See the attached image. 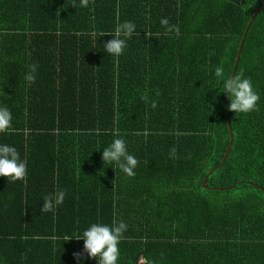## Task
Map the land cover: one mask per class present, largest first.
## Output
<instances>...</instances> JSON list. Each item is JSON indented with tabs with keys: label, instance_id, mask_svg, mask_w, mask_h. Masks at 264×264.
Listing matches in <instances>:
<instances>
[{
	"label": "trees",
	"instance_id": "1",
	"mask_svg": "<svg viewBox=\"0 0 264 264\" xmlns=\"http://www.w3.org/2000/svg\"><path fill=\"white\" fill-rule=\"evenodd\" d=\"M263 4L0 0V107L12 114L0 144L27 165L24 181L0 177V264H98L75 237L120 221L117 264H264V7L243 37ZM125 21L135 32L108 55ZM242 41L235 76L260 96L250 113L229 111L215 76L232 77ZM116 138L134 177L102 160ZM57 189L63 204L42 214Z\"/></svg>",
	"mask_w": 264,
	"mask_h": 264
},
{
	"label": "clouds",
	"instance_id": "2",
	"mask_svg": "<svg viewBox=\"0 0 264 264\" xmlns=\"http://www.w3.org/2000/svg\"><path fill=\"white\" fill-rule=\"evenodd\" d=\"M89 0H80V7H88ZM72 7H76L73 2ZM161 25L165 28L166 33L179 34L177 25H170L167 18H161ZM135 32V24L131 21H125L118 24L113 33H107L114 38L108 40L103 46L108 55L119 57L127 47V40ZM105 35V34H104ZM31 70L25 79L29 82L35 81V66H30ZM215 76L218 82L222 79L224 92L230 97L229 111L234 113H250L257 110V104L260 96L254 90L252 81L249 78H242L236 75L231 78L224 77V69L217 66ZM157 95L159 92L157 91ZM147 100V96L142 97ZM151 106L157 107L156 101H152ZM12 126V114L6 107H0V133L7 132ZM118 135V134H117ZM176 149H170V158H175ZM102 160L105 163H115L119 169L128 177H134L138 167V160L134 155L128 153L127 145L124 139L116 138L112 143L103 149ZM27 176V165L20 158L17 149L7 144H0V177H5L11 181H24ZM66 191L57 189L43 197L42 214L55 212L56 208L63 204ZM127 231V224L123 221L113 222L112 226L100 223L91 224L82 236L75 237L77 240L83 239V251L88 257L97 259L98 264H117L120 252L119 243L124 238ZM145 264H152L146 261Z\"/></svg>",
	"mask_w": 264,
	"mask_h": 264
},
{
	"label": "water",
	"instance_id": "3",
	"mask_svg": "<svg viewBox=\"0 0 264 264\" xmlns=\"http://www.w3.org/2000/svg\"><path fill=\"white\" fill-rule=\"evenodd\" d=\"M263 7H264V4L261 5V6H260V7L254 12V14H253L251 20H250L249 23H248V26H247L246 30H245V33H244V36H243L244 38L246 37L247 31L249 30V28H250L252 22L254 21V19L256 18V16L258 15V13L261 11V9H262ZM243 42H244V41H242V43H241V45H240V47H239L238 55H237L236 62H235V66H234V71H233V73H232V77L235 76L236 68H237V65H238V62H239V58H240V55H241V52H242V48H243ZM229 98H230V97H229V95H228V96H227V105H228V109H229ZM230 133H231V141H230V144H229V146H228V149H227V151H226V153H225L224 160H223V162L220 164V166H222V165L224 164L225 158L228 156L229 151H230L231 146H232V142H233V138H234V136H233V131H232V128H231V127H230ZM211 172H212V171H210L209 173H211ZM205 183H206V179H205V181L203 182V184H204V187H205V188H208V186H207Z\"/></svg>",
	"mask_w": 264,
	"mask_h": 264
},
{
	"label": "bare ground",
	"instance_id": "4",
	"mask_svg": "<svg viewBox=\"0 0 264 264\" xmlns=\"http://www.w3.org/2000/svg\"><path fill=\"white\" fill-rule=\"evenodd\" d=\"M41 28V27H40ZM66 88V87H65Z\"/></svg>",
	"mask_w": 264,
	"mask_h": 264
}]
</instances>
